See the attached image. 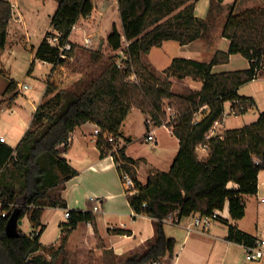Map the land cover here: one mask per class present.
Listing matches in <instances>:
<instances>
[{
    "label": "trees",
    "instance_id": "1",
    "mask_svg": "<svg viewBox=\"0 0 264 264\" xmlns=\"http://www.w3.org/2000/svg\"><path fill=\"white\" fill-rule=\"evenodd\" d=\"M58 8L51 25L61 35V43L70 41L73 50L68 59L60 57L59 49L48 43V36L36 48V57L54 66H64L78 46L70 40L73 27L81 18L89 17L95 8L94 0H57ZM198 0H118L123 32L113 25L106 42L112 51L123 48L129 58L125 67L118 66L116 57H110L103 70L90 82L81 79L74 91L59 90L49 83L43 101L37 107L31 127L26 131L16 149L0 141V264H78L71 261L66 250L68 235L61 246L48 251L40 238L45 230L41 218L44 208L63 207L64 204L50 193L59 181L65 183L77 172L61 156L58 147L67 146L71 134L88 122L98 125L101 157L113 155L121 178L128 174L135 182L134 195L128 190V199L135 215L155 221V235L147 248L122 259L117 264H150L165 257H174L176 240L169 238L165 224L175 216V223L191 215L211 216L218 212L216 221L228 224L227 240L239 245H252L257 237L241 231L221 215L226 205L232 220L246 215L245 196L259 192V174L264 171V112L257 121L239 129H228L211 134L217 122L224 120L226 103L232 107L244 106L240 115L246 114L256 102L242 96L239 89L254 81L264 70V8L247 9L231 14L224 25L223 36L230 41L228 52L218 51L209 63L187 58H175L161 79L144 62L153 47L165 41L187 45L200 39L206 30V20L195 14ZM224 0H212V3ZM13 15L9 0H0V49L8 41V26ZM51 35V34H50ZM53 35V34H52ZM241 54L250 61V68L233 72H214L216 65L230 61L231 55ZM105 59L102 50L91 51V63ZM134 72L138 82L130 80ZM193 78L203 81L202 89L188 96L173 92L171 77ZM12 81L6 93L14 91ZM18 99L14 93L10 102ZM178 109L172 124L173 134L179 139L178 153L168 172L151 174L145 184L138 179L136 161L126 153V147L116 148L122 137V125L133 108L147 113L154 127L166 122L165 105ZM2 103L0 102V109ZM199 120L197 114L202 107ZM109 137L114 142H109ZM208 146L201 158L199 145ZM12 169H11V168ZM23 172V182L18 186L7 185V172ZM233 183L237 187H231ZM17 210L19 218L29 219L38 232L26 235L19 229L18 237H9L6 225ZM6 214L5 216L3 214ZM196 216V217H197ZM95 223L92 211L70 210L67 224L71 230L80 223ZM69 231H67L68 233ZM122 233H124L122 231Z\"/></svg>",
    "mask_w": 264,
    "mask_h": 264
},
{
    "label": "crops",
    "instance_id": "2",
    "mask_svg": "<svg viewBox=\"0 0 264 264\" xmlns=\"http://www.w3.org/2000/svg\"><path fill=\"white\" fill-rule=\"evenodd\" d=\"M9 1L11 2L13 7V15L8 26V39L12 34H16L17 31L20 30V27L22 25L27 26L26 14L25 11L21 9L20 2L17 0ZM260 1L261 3L259 6H255V4L252 3H247L248 5L237 12V6L240 0H224L223 2H215L214 4L212 3V0H198L195 6V14L197 17L206 20L207 23V27L204 31L203 36L197 41H194L187 45H181L177 41L173 40L165 41L161 46L153 47L150 53L143 58L144 62L158 77L159 75H166L164 73L165 70L171 65L172 61L175 58L193 59L204 63L211 62L218 51H229L230 41L223 36L224 25L229 16L231 14L241 13L247 9L264 8V0ZM113 3L118 10V0H114ZM108 7L109 6L104 7V9L102 10H98L99 8L95 4L93 13L89 17H87V19L91 20L96 13H101V16L104 15L102 12L107 11ZM213 7L215 8L213 9ZM78 23L76 24V27ZM82 24H84V22H82ZM113 25L114 24H112V27ZM116 26L119 27L118 24ZM83 27L86 31H88L85 25ZM73 34L74 31L70 36V40L72 42L79 43L73 39ZM106 39L107 37L101 40L100 47H103L105 45ZM171 42H174V44H171ZM165 45H171L170 48H172V50L174 49L175 53L174 55L169 57L165 65L166 67L164 68L163 74H161L157 72L153 67L154 63L152 61V53H154L157 48L165 49ZM5 48L3 50H6ZM164 51L165 52L163 53L167 54L166 50ZM118 55L120 56V54ZM238 55L241 54L231 55L230 61L228 63L216 65L213 69L214 72H233L250 68V61L247 58L246 59L248 63L244 68L235 69L234 67H231L232 63H234L235 57H237ZM176 79L182 81L186 85H189L191 89L196 91H200L203 86V81L201 80H195L193 78L179 79L176 76L171 77V80L174 82ZM241 88L238 91L240 95H242ZM173 92L178 94L174 91V88ZM42 101L43 98L38 105L34 106L33 115L28 123L23 119L19 120V124L22 129L26 131L28 130L30 124L32 123L34 113ZM16 102L17 100L14 102V105H16ZM227 105L230 106V103H226V106ZM133 112H136L138 114L142 113L144 116H146L145 120L143 121L145 129L147 131L146 140H148V134L153 132L154 140L152 141L158 144L155 139L154 130H152L150 125L147 124V114L139 108H133L129 112L126 120L122 125V137L117 142H115V146L117 145L119 146L118 148H121L123 147L122 141H127L128 145L125 146L126 153L129 157L133 158L136 161L138 179L141 183L145 184L151 174L162 170L156 164L146 160V165L148 166L149 172L144 175L146 176V180H142L141 176L143 175L140 168L141 159H137L129 154L128 148L133 143V140L131 136L129 138L127 137V133L125 130L126 122L130 114ZM224 124L225 120L223 121L222 126L213 128L212 133H214L213 131H215V129H223L224 131L228 130ZM96 128H98V125L93 122H88L82 126H79L71 134V140L69 144L67 146L62 144L58 147L61 156L65 158L68 165L77 172V175H73L65 183H62V181H60L56 189L49 188L51 191H53L54 196L59 199L64 204V206H47L44 208L41 221L43 226L45 227V230L43 231L40 240L43 237L46 238L51 227H53L54 233L50 237L47 236L49 238V243H41L45 248H47L48 251L59 248L63 242V238L68 235L66 250L69 252L71 261H77L78 264H117L122 259H125L132 254L142 252L147 248L148 241L151 240L155 235V221L147 216L135 215L128 199V189L125 186L123 179L121 178L113 155L101 157V151L99 150L97 145L98 136L95 135ZM155 128H165L167 132L172 137H174L177 150H179V139L173 133L169 132L166 126ZM0 137H4V143L8 144L14 149H16L20 144H17L16 147L12 146V144L8 142L7 137L3 133H0ZM203 154L206 155L207 153ZM175 157V155L169 157V166L172 165ZM13 175L14 174L12 171L7 172L4 178V183L7 185L15 186L17 184V177L13 180H10V177H15ZM263 176L264 171L260 172L259 174V192L261 187L264 186V182H262ZM230 186L234 188L237 187L233 183H231ZM250 196L254 195L245 196L246 208V200ZM91 197L102 200V211L94 213L96 216V222L94 224L82 222L75 229L71 230V228L67 226L69 218L66 217V212L68 210L92 211L94 203L90 201ZM220 215L225 220H228L229 223L235 224L241 231L252 234L256 237L259 236L260 227L258 224L255 225L256 227L253 231H250L241 226V224L239 223L243 219H231L228 204L226 205L225 209L220 212ZM196 216L197 215H191L190 217H185L178 223H175L174 220L176 219L175 216H173L172 221L166 222L165 229L168 237L174 238L176 240L175 258H171V260L169 261L170 264H188L189 260L184 254V248L186 247L185 245L188 243L190 237H188V235H185L181 238L176 234L170 235V229L167 228L168 225H172L178 229L186 231V229L191 225ZM25 218H28L33 231H35V228L33 227L29 219V215H26L23 220H25ZM217 222L222 224L223 227L221 226L222 228H219L218 231L214 230L212 231V233H210L211 229H208L210 232L207 235L212 240V242H209V245L213 246L215 249L217 248L218 250L222 251L221 253H223L224 255L222 261H225L226 259V262L228 264H237V262L233 259L234 255H236L233 250L234 248H243V246L228 241V224L221 221ZM176 228L173 230H176ZM67 231L69 232L67 233ZM122 231L124 233H122ZM245 264H247V262Z\"/></svg>",
    "mask_w": 264,
    "mask_h": 264
},
{
    "label": "rangeland",
    "instance_id": "3",
    "mask_svg": "<svg viewBox=\"0 0 264 264\" xmlns=\"http://www.w3.org/2000/svg\"><path fill=\"white\" fill-rule=\"evenodd\" d=\"M20 2V7L25 11L27 18V26L22 25L20 30L16 34H12L8 39L6 50L0 49V102L2 103L0 109V133H3L12 146H17L19 144L26 130L22 129L19 120L23 119L27 123L31 119L34 106L38 105L42 100L46 87L49 83L54 84L59 90L74 91L77 88V84L81 79H85L86 83L90 82L95 76H97L104 68V64L108 62L110 57H116L120 54L119 58H116V62L122 67H125L124 61H126L129 56L126 53L128 49V43L124 40L123 48L119 51L111 50L107 45V42L103 47H100V42L103 38H106L110 30L112 29V24L117 25L121 32H123L122 22L119 11L114 5V0H94L95 4L98 6V10L108 7L107 11H103L104 15L101 13H96L94 17L89 20L87 18H82L76 29L74 30L73 39L79 43H75L78 48L75 50L73 58L64 66H54L50 63H45L36 57V48L41 44V42L48 36L51 37L55 33L51 22L52 18L58 8L57 0H17ZM249 3L259 6L260 0H240L237 6V12L243 9ZM104 6V7H103ZM215 7H213L214 9ZM106 13V14H105ZM101 16V17H100ZM84 22V24H82ZM85 25L88 31L84 29ZM51 34V35H50ZM53 34V35H52ZM86 38H92L93 44L88 48L84 45ZM174 42H171V44ZM170 44V43H169ZM171 45H165V49L157 48L154 53H152V61L154 69L163 74L166 63L172 55H174L175 50L170 48ZM102 50L105 55V59L99 64L93 65L91 63V51L92 50ZM166 50L167 54H164ZM248 61L245 57L238 55L234 59L231 67L235 69H242L247 65ZM119 66V65H118ZM121 68V67H120ZM123 69V68H122ZM161 79L166 78V75H159ZM130 80L138 82L137 75L132 72L129 76ZM14 81L17 87L14 91L6 93L8 85L10 82ZM172 81V80H171ZM173 82L174 91L180 95H191L195 94L196 90H193L189 85L184 84L182 81L176 79ZM23 84H28L31 89L21 93L19 88ZM14 93H18V99L15 103L10 102V98L13 97ZM241 94L255 99L256 104L249 109L247 114L239 115L238 117L230 116L225 119V127L227 129H239L252 122H255L258 116L264 112V70L261 71L259 77L253 82L243 86L241 88ZM166 111V119L168 120L169 105L166 104L164 107ZM172 112L178 111L174 106L171 107ZM230 106H226V110L229 111ZM208 112V110H206ZM35 114V113H34ZM147 114V113H146ZM148 120L151 117L147 114ZM203 115L201 113L197 114V119H200ZM145 117L142 113L133 112L130 114L126 122V133L127 137L131 136L133 143L129 146L128 152L131 156L141 159V176L142 180H146L145 174L149 172L148 166L146 165V160L156 164L162 171L168 172L170 170L168 159L172 155L177 154V146L175 144V139L172 137L165 128L156 129L151 127L155 132V139L158 142L146 140L147 131L143 121ZM30 124L29 128L31 127ZM216 127L222 126L215 124ZM28 128V129H29ZM215 128V127H213ZM212 128V129H213ZM211 134L223 133V129H215ZM92 144V143H91ZM128 145L127 141H122V146ZM119 146L116 145V148ZM176 153V154H175ZM199 156L201 158L206 155L200 152L198 149ZM57 181H62L63 177L56 171ZM15 177H10L13 180L17 177V184L15 186H20L23 182V172H18V174L13 175ZM264 182V176L262 178ZM264 184V183H263ZM60 187V186H59ZM50 190V189H49ZM53 194V191H49ZM264 198V186L261 187L258 195L248 197L246 216L239 223L246 229L253 231L258 224L260 227L259 235L261 234L262 226L264 224V203L261 199ZM59 214V213H58ZM60 216V215H59ZM61 219V218H60ZM23 225L20 226V230L24 234L30 235L33 231L28 218L23 220ZM222 224L214 221L211 226V232L209 230L203 231L201 228L195 227L192 232L186 229H178L172 225H168L170 235H178L181 238L185 235L190 237L188 243L185 245L184 254L188 258V264H228L222 261L224 255L222 251L215 249L213 246L209 245L212 240L207 235L209 232L218 231ZM176 230H173L175 229ZM174 232H173V231ZM54 233L53 227H51L48 232V237L52 236ZM43 237L40 241L42 244L49 243V238ZM233 259L237 264H245V251L244 248H234ZM169 259L175 258L168 257ZM77 262V261H76Z\"/></svg>",
    "mask_w": 264,
    "mask_h": 264
},
{
    "label": "built area",
    "instance_id": "4",
    "mask_svg": "<svg viewBox=\"0 0 264 264\" xmlns=\"http://www.w3.org/2000/svg\"><path fill=\"white\" fill-rule=\"evenodd\" d=\"M75 29H76V25L73 27V31ZM60 37H61V35L59 33H56L53 36L48 38V43L51 46L56 47V48L59 49V54H60L61 58L68 59L69 58L68 57V52L73 50V45H72V43L70 41H67L65 43H61ZM127 43H128V46H129V42H127ZM92 44H93L92 38H86L85 39L84 45L86 47L89 48ZM118 65H119V67L124 68V66L122 67V65H120V64H118ZM30 89H31L30 85L23 84V85L20 86L19 91L21 93H24V92H26V91H28ZM244 109H245L244 106H240L239 108H236V107H232L231 104H230L229 111L226 110L225 113H224V120L226 118L230 117V116L238 117L240 115V112L242 110H244ZM169 110L171 112L169 113L168 120H166V122H165V124L163 126H166L168 128L169 132L173 133V126H168L167 124H172V122L175 119H177L178 111L172 112V109H171L170 106H169ZM204 110H208V106L202 107L201 110H200V113L202 111H204ZM197 120H199V119H196V121ZM223 121L222 122H217L216 124L217 125H219V124L223 125ZM147 124L150 125V127H154V124H153L152 120H150V119L147 120ZM214 127H216V126L214 125ZM101 132H102V130L98 127L95 130V135L98 136ZM70 140H71V138H70ZM70 140H69V142H70ZM148 140H150V141L154 140L153 132L148 134ZM0 141L1 142H5V138L4 137H0ZM109 142H114V139L112 137H109ZM63 145H65V144H63ZM198 149L202 153H207L208 152V146L205 145V144L199 145ZM123 182H124L125 186L127 187V189L130 191L131 195H134L135 194V192H134V188H135L134 180L128 174H126L123 177ZM90 201L92 203H94V206H93V209H92L93 213L102 211V200L101 199H98V198H95V197H91ZM261 202L264 203V198L261 199ZM3 215L5 216L6 214L4 213ZM65 215H66L67 218H70V210H68ZM217 217H218V212L214 213L211 216H197V217L194 218V220L191 223V225L188 226L187 230L189 231V233L192 232L195 227L201 228V229H203V231L208 230V229L211 228L212 223L214 221H216ZM167 221H172V217L169 218ZM37 233L38 232H31L30 236L34 237V236H36ZM260 233L261 234L257 237V240H256V242L254 244H252V245L243 244L242 245L243 248H244V251H245V261L247 262V264H264V224L262 226V230H261ZM170 260L171 259H169L168 257H165L163 259H160V260H157V261H153L150 264H170L169 263Z\"/></svg>",
    "mask_w": 264,
    "mask_h": 264
},
{
    "label": "water",
    "instance_id": "5",
    "mask_svg": "<svg viewBox=\"0 0 264 264\" xmlns=\"http://www.w3.org/2000/svg\"><path fill=\"white\" fill-rule=\"evenodd\" d=\"M23 225V219L19 218L17 210H15L6 225V233L9 237H18L20 235L19 228Z\"/></svg>",
    "mask_w": 264,
    "mask_h": 264
}]
</instances>
